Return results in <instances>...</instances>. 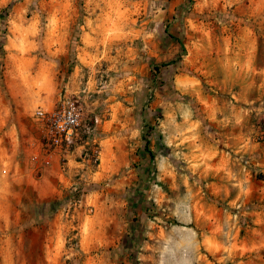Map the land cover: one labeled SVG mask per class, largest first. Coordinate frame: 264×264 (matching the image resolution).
Returning a JSON list of instances; mask_svg holds the SVG:
<instances>
[{
	"label": "rangeland",
	"instance_id": "rangeland-1",
	"mask_svg": "<svg viewBox=\"0 0 264 264\" xmlns=\"http://www.w3.org/2000/svg\"><path fill=\"white\" fill-rule=\"evenodd\" d=\"M0 264H264V0H0Z\"/></svg>",
	"mask_w": 264,
	"mask_h": 264
},
{
	"label": "built area",
	"instance_id": "built-area-1",
	"mask_svg": "<svg viewBox=\"0 0 264 264\" xmlns=\"http://www.w3.org/2000/svg\"><path fill=\"white\" fill-rule=\"evenodd\" d=\"M83 89L80 93L86 94ZM35 117L42 123L45 145L48 150L59 151L62 155L71 154L74 149L89 146L84 149L82 156L85 161L97 164L99 148L91 146V138L96 131L95 124L83 126V106L81 96L65 97L51 111L39 110ZM83 127L84 139L81 137ZM81 141V142H80ZM65 163V160H64Z\"/></svg>",
	"mask_w": 264,
	"mask_h": 264
},
{
	"label": "crops",
	"instance_id": "crops-1",
	"mask_svg": "<svg viewBox=\"0 0 264 264\" xmlns=\"http://www.w3.org/2000/svg\"><path fill=\"white\" fill-rule=\"evenodd\" d=\"M86 97H88V99H93L94 98V95L93 94H88V96H86ZM245 97H248L247 98V100H245V101H243V102H245V103H247V104H250V103H252V101H251V97L250 96H245ZM93 101V100H92ZM249 111H245V115L242 117H240L241 119H237L235 122L236 123H238V124H240V120H242V123L244 122V124H246L247 123V121H248V123L250 122L249 120H250V115H249V113H248ZM97 119H96V121H98L99 122V117H96ZM109 122L110 121H107V122H104V124L102 125V129L105 131L107 128H108V125H109ZM234 125V124H233ZM82 148L83 147H79V149L78 148H76V149H74L75 151H73L71 154H68V155H62V153L61 152H59V151H57V150H55V151H51V150H48L47 149V152H49V154L51 155V156H55L56 157V159L58 160V162L60 163L61 161L62 162H64V160H65V165H67V167H68V171L69 172H71L72 170H73V168H75V167H78V165H79V161H78V155H80L81 153H82ZM103 156H104V158H105V167L107 168V169H109V170H112V171H116V170H118V169H120V167H121V164H120V162L118 161V162H115V163H111V161H110V158H111V156H117V155H119L118 153H117V150H115L112 146H106V147H104L103 148ZM80 153V154H79ZM70 207V206H69ZM61 212V211H60ZM75 218V215H74V213L71 215V221H69L70 223L73 221V219ZM169 248L171 249L172 248V246H169Z\"/></svg>",
	"mask_w": 264,
	"mask_h": 264
}]
</instances>
